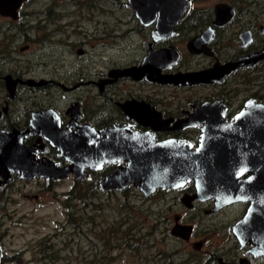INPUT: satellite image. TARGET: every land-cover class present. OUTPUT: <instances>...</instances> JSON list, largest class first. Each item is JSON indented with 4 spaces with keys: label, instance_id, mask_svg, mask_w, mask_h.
Instances as JSON below:
<instances>
[{
    "label": "flooded vegetation",
    "instance_id": "af4514ba",
    "mask_svg": "<svg viewBox=\"0 0 264 264\" xmlns=\"http://www.w3.org/2000/svg\"><path fill=\"white\" fill-rule=\"evenodd\" d=\"M4 2L0 7V134L3 135L0 142V264L6 258L22 257L23 251L22 247L12 250L4 243L6 216H11L22 200L31 204L33 200L41 202L43 194L56 192L53 184L59 180L41 175L27 177L30 173L22 169L46 167L49 163L62 168L70 163L55 145L59 137L69 142L72 135L80 133L96 147L108 140L110 134L104 133L105 130L118 126L126 133H148L155 142L184 141L196 150L204 130H222L212 119L206 124L204 120L208 117L196 114L197 108H215L216 117L230 123L248 104L264 103V59L221 75L224 65L264 50V0ZM137 9L144 11L141 16ZM45 51H58L63 59L74 55L80 61L78 72L64 74V78L40 76L37 80L31 68L38 59L44 58ZM147 58L159 66L162 76L210 69L220 71L212 77L214 81L192 84L159 83L148 79L147 72L137 78L129 74V69L141 67ZM170 62L172 65L167 67ZM169 87H182L185 92L170 94L166 90ZM78 89H84L85 99L91 100H83L79 95L66 100L67 93L79 94ZM192 90L195 92L189 93ZM46 97L50 99L38 100ZM252 110L256 107H251ZM56 130L69 131L72 135L56 133ZM8 155L11 160L1 163ZM124 162L86 170V176L79 179L92 187L95 185L100 192H124L132 185L122 190L98 188L100 179L124 167ZM249 175L250 172L240 174L238 179ZM67 177L78 180L72 173ZM170 191L182 194L181 204L194 216L187 220L182 214H176L170 234L189 244L193 251L175 252L177 255L173 258L171 251L158 250L159 262L155 264H264V254L253 250L251 238L241 241L234 230L246 215L249 202L237 201L217 207L214 198L192 199L196 194L194 181L176 189H156L147 196L140 192L149 200L157 196L160 200L153 202L163 201L164 206V194ZM68 206L69 203L63 204L65 223L71 227L67 221ZM86 207L81 203L80 224L87 216ZM221 213L233 217L220 219ZM214 216L205 231L198 229V223L204 218ZM176 223L190 226L188 239L172 234ZM132 225H128V236H132L129 231ZM214 230L222 236L223 243L205 251L207 241L200 234L207 236ZM52 236L56 233L44 238L50 241L48 238ZM139 243L150 247L149 239ZM150 256L144 255V263Z\"/></svg>",
    "mask_w": 264,
    "mask_h": 264
},
{
    "label": "water",
    "instance_id": "95a60500",
    "mask_svg": "<svg viewBox=\"0 0 264 264\" xmlns=\"http://www.w3.org/2000/svg\"><path fill=\"white\" fill-rule=\"evenodd\" d=\"M4 1L6 0H0V7ZM148 1L151 3L153 0ZM137 14L140 16L139 12ZM190 50L194 51L191 47ZM259 59H264V50L253 57L224 65L222 67L224 73L221 75ZM172 62L168 63L167 67H170ZM152 63L147 58L141 67L129 69L128 72L136 78L147 72L148 79H156L159 83L192 84L214 81L209 78L206 80L204 77L207 75L213 77L220 70L210 69L162 76L159 73V66ZM10 85L8 83L9 89ZM253 106L258 111L257 115L246 116L245 110L252 115L250 108ZM116 128L122 127H111L104 133L116 131ZM226 131L231 134V138L221 139L215 136L212 130H204L201 144L196 150H192L184 141L155 142L148 133L133 132L123 141L120 152L114 151L113 154L112 150L108 149V153L103 151L101 156L96 147H92L90 140L86 143V138L82 134L72 135L69 131L56 130L55 132L60 134L69 133L76 140L68 144L66 141H55V145L62 151L59 150L61 155L70 162L69 165L59 168L49 163L46 167L38 165L22 171L30 173L27 177L41 175L62 178L72 173L79 179L86 176V170H99L103 165L125 161L124 167H119L100 179L99 188L122 190L132 185L145 196L156 189H176L194 181L196 194L192 199L196 197L203 201L214 198L217 207L237 201L250 203L246 215L237 223L234 230L241 241L251 238V242L254 243L253 250L264 254V103L248 104L233 122L227 123ZM92 133L94 138L96 133L95 131ZM43 136L47 137L44 134ZM134 140H138L133 143L134 147L127 148V144ZM246 172H250L247 178L238 179L240 174ZM172 234L188 239L190 226L176 223L172 228ZM1 258L0 248V262Z\"/></svg>",
    "mask_w": 264,
    "mask_h": 264
},
{
    "label": "rangeland",
    "instance_id": "374dc122",
    "mask_svg": "<svg viewBox=\"0 0 264 264\" xmlns=\"http://www.w3.org/2000/svg\"><path fill=\"white\" fill-rule=\"evenodd\" d=\"M42 54L44 58L38 59L36 65L31 68L37 80L41 78L40 76L52 75L54 78L57 76L64 78V74H71L72 71L78 72L76 70L79 68L77 66L80 61L74 58V55L68 59H63L58 51H45ZM19 61L20 64H25L21 60ZM166 90L170 94L185 92L182 87H169ZM78 92L79 94L67 93L66 100L78 95L81 98L87 96L84 89H78ZM193 92L195 91L192 90L189 93ZM57 94L60 97V93ZM49 99L50 97H46L38 100L43 102ZM83 100L90 101L91 99L84 97ZM58 101L61 102L62 100ZM56 179H59L53 184L56 192L43 194L40 197L43 203L33 200L31 204L28 200H22L14 213L11 216H6L5 221H3V224L5 223L3 228L7 230L4 243L9 245L12 250L22 247L23 251L22 257L18 260L10 259L2 264H155L159 262L158 250L173 252V258L177 255L175 252L193 251L189 244L180 242L169 231L176 214H182L183 218L187 220L194 217L190 216L188 214L190 211L181 204L179 199L182 194L180 192H165L166 201L163 206V201L162 203L153 202L155 199L160 200L156 198L157 196L149 200V198L143 197L142 193L134 189L133 186H129L121 193L100 192L96 187V192L92 194L91 184L85 180H73L72 177L66 178V176ZM75 186L78 189L72 191ZM65 191H72V195L81 191L86 201V210H92L89 214L96 220L94 224L90 219L85 218L79 229L72 230L71 227L67 226L65 223L66 212L63 207V204L68 200V195L64 194ZM192 212L195 213V211ZM225 216L230 219L233 217L232 214L221 213L219 218L226 219ZM215 218L216 216L212 219L204 218L206 220L198 223V229L205 231L207 225L212 224L209 220ZM157 220H162L163 223L159 224ZM130 224H133L129 230L134 235L133 240L140 238L142 242H145L149 239L150 247H145V244L142 243L141 245L137 242L135 243L137 244L136 249H133L134 246L129 247L123 244L126 241L124 240L125 237L129 241L131 239V236H128L130 233L127 232ZM54 232L56 236H52L51 239L48 238L50 241L44 238ZM58 232L60 235L57 234ZM200 236H203L204 241H207L205 251L207 249L212 250L215 246L220 247L223 243L222 236L217 234L215 230L207 236L204 234H200ZM36 240H40V242H36ZM42 242L44 245L40 244ZM52 243L53 246L51 247L50 244ZM47 246H49L48 249H46ZM54 250L58 252V257L50 259L48 255ZM150 254L148 262L144 263V255L149 256Z\"/></svg>",
    "mask_w": 264,
    "mask_h": 264
},
{
    "label": "bare ground",
    "instance_id": "6f19581e",
    "mask_svg": "<svg viewBox=\"0 0 264 264\" xmlns=\"http://www.w3.org/2000/svg\"><path fill=\"white\" fill-rule=\"evenodd\" d=\"M160 1V0H159ZM137 11L139 12V14H140V16H141V13L142 12H144V11H140V10H138L137 9ZM220 71V70H219ZM224 73V72H223ZM222 74V73H221ZM211 76V75H210ZM210 76H206V77H204V78H206V80H207V78H209V80H212V77H210ZM213 77H214V75H213ZM198 78H200L201 79V77H198ZM203 107H205V106H203ZM197 110V113L196 114H198V113H201V114H203V116H205L206 115V117H208V120H204L205 121V123L206 124H208L210 121H211V119H212V122H217L218 124H220L221 126H222V130H220V131H217V129L215 128L214 130H213V134L215 135V136H217V137H220L221 139H225V138H231V134H228V132L226 131V127H227V123H225V122H221V120L220 119H218L216 116V114H215V108H209V107H206V108H204V109H201V108H197L196 109ZM246 111V116L248 115L249 117H255L256 115H257V113H258V111H257V109L256 110H252V111H250L251 112V114L252 115H249V111H247V110H245ZM205 114V115H204ZM215 116V117H214ZM212 117V118H211ZM214 117V118H213ZM203 120V119H202ZM117 129V128H116ZM110 130V129H109ZM109 132V134H110V136H109V138H108V140H106V141H104V142H102V143H100V144H98L97 146H96V151L98 150V154L100 153L101 154V156H102V153H103V151H106L107 152V150L108 149H111L112 150V152H113V154H114V151H118V152H120V148L122 147V145H123V141H125L126 140V138H128L131 134H129V133H126L125 131H123L122 129H117L116 131H108ZM107 132V133H108ZM149 136V135H148ZM133 137H136V138H138L137 136H133ZM2 138H3V135L2 134H0V142L2 141ZM59 139H60V142H63L64 140H63V136L62 137H59ZM67 139H70V137H67ZM86 139L88 140V138L86 137ZM87 140H86V143H87ZM70 141H76L73 137L71 138V140H69V142ZM89 141V140H88ZM67 142V144L69 143L68 141H66ZM134 142H138V140H134L133 142H131V143H128L127 144V148H129V149H131V148H133L134 147ZM4 144V143H3ZM93 147V146H92ZM93 148H95V147H93ZM88 151H90L91 152V150H88ZM108 153V152H107ZM112 154V155H113ZM4 160H6V161H10L11 160V158H10V156L8 155L5 159H3V161H1V163H4V162H6V161H4ZM208 199V198H207Z\"/></svg>",
    "mask_w": 264,
    "mask_h": 264
},
{
    "label": "trees",
    "instance_id": "16d2710c",
    "mask_svg": "<svg viewBox=\"0 0 264 264\" xmlns=\"http://www.w3.org/2000/svg\"><path fill=\"white\" fill-rule=\"evenodd\" d=\"M92 187V186H91ZM96 186L93 185L92 189L91 190V193H95L96 192ZM73 190L72 191H75L77 190L78 188L75 186L72 188ZM80 189V188H79ZM72 191L69 192V195H68V200L66 201V203H69L70 206H68V223L70 224L71 227L73 228H79L80 227V221L82 220V212H83V208H81V203H85L86 204V201L84 200V197L82 196V193L81 191H78L77 193H75L74 195H72ZM127 193V192H126ZM125 193V194H126ZM73 201H76L75 203ZM92 210H87V216L86 218L89 220H91V222L94 224L96 222V220L92 217L91 214H89V212H91ZM119 228V227H118ZM120 229V228H119ZM125 234V233H124ZM134 235L132 234L131 236V239L130 241H134L135 243L137 242H141V239L140 238H137V239H134L133 240V237ZM139 239V240H138ZM124 241L125 242V245L131 247V246H134L133 249H136V246L137 244H130V241L125 237L124 238ZM130 244V245H129ZM41 245H44V243H42ZM142 245V243H141ZM49 246L46 247V249H48ZM96 249V248H95ZM97 251V250H96ZM168 252V251H167ZM169 253V252H168ZM169 254H173V252L169 253ZM48 257L51 259V258H57L58 257V252L56 250H54L53 252L51 251L48 255ZM20 258V257H19ZM18 260V258H6L5 261L7 260Z\"/></svg>",
    "mask_w": 264,
    "mask_h": 264
}]
</instances>
